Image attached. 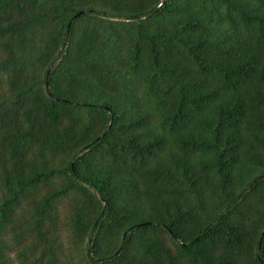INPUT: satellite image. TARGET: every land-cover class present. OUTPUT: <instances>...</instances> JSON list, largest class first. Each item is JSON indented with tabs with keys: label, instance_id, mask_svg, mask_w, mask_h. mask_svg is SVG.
I'll return each instance as SVG.
<instances>
[{
	"label": "trees",
	"instance_id": "16d2710c",
	"mask_svg": "<svg viewBox=\"0 0 264 264\" xmlns=\"http://www.w3.org/2000/svg\"><path fill=\"white\" fill-rule=\"evenodd\" d=\"M0 264H264V0H0Z\"/></svg>",
	"mask_w": 264,
	"mask_h": 264
},
{
	"label": "water",
	"instance_id": "95a60500",
	"mask_svg": "<svg viewBox=\"0 0 264 264\" xmlns=\"http://www.w3.org/2000/svg\"><path fill=\"white\" fill-rule=\"evenodd\" d=\"M84 12H81L79 15H81V14H83ZM71 24H72V22H70V25H69V28H68V34H69V32H70V28H71ZM47 87H49V84L47 83ZM259 257H260V255H259Z\"/></svg>",
	"mask_w": 264,
	"mask_h": 264
}]
</instances>
